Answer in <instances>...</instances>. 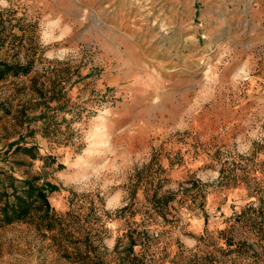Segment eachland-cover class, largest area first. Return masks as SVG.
Returning <instances> with one entry per match:
<instances>
[{
    "label": "rangeland",
    "instance_id": "374dc122",
    "mask_svg": "<svg viewBox=\"0 0 264 264\" xmlns=\"http://www.w3.org/2000/svg\"><path fill=\"white\" fill-rule=\"evenodd\" d=\"M0 64V264H264V0H0Z\"/></svg>",
    "mask_w": 264,
    "mask_h": 264
},
{
    "label": "trees",
    "instance_id": "16d2710c",
    "mask_svg": "<svg viewBox=\"0 0 264 264\" xmlns=\"http://www.w3.org/2000/svg\"><path fill=\"white\" fill-rule=\"evenodd\" d=\"M3 68L0 69V78L3 76L5 72L11 71L13 75L18 73H25L26 66H7L4 64H0ZM19 189L20 193H16V187L12 188V196L13 201L5 203L1 209V215H2V221L4 223H11L13 221H18L23 219L28 214V208L30 207V202L28 200H25L24 198L27 197L30 198L31 196H34L39 202L40 206L43 207V209L48 208V204L46 201V194L48 192H51L54 190L53 186H50L49 184L41 185L39 187H36L33 184L32 180H22L19 183Z\"/></svg>",
    "mask_w": 264,
    "mask_h": 264
}]
</instances>
